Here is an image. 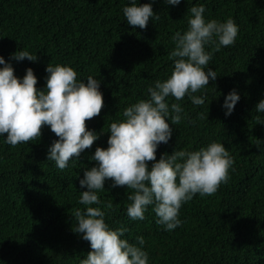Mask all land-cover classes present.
Returning <instances> with one entry per match:
<instances>
[{
	"label": "trees",
	"instance_id": "trees-1",
	"mask_svg": "<svg viewBox=\"0 0 264 264\" xmlns=\"http://www.w3.org/2000/svg\"><path fill=\"white\" fill-rule=\"evenodd\" d=\"M128 3L0 0V56L17 77L30 67L43 90L49 63L70 65L78 78L100 80L104 99L100 114L85 122L99 138L64 170L47 160L49 147L59 139L48 126L40 137L15 147L0 137V264H80L87 257L90 242L73 230L75 210L85 207L78 203L87 190L79 180L96 165L90 159L96 148L108 147V125L122 119L125 107L147 99L149 85L171 74V37L187 29L188 9L199 3L206 6V19H234L239 34L209 62L218 76L195 94H206L205 103L196 106L187 96L179 102L187 117L170 123L172 137L156 155L158 160L176 148L198 150L220 142L234 157L231 179L214 195L197 194L184 204L183 224L173 231L155 222L151 206L145 220H131L126 209L132 190L126 186L112 187L108 179L99 195L112 203L106 209L110 227H126L124 238L132 243L144 237L149 264H264V114L255 111L264 99V0H181L178 6L154 0L153 11L161 19L150 18L144 29L126 22L122 9ZM20 50L36 54L37 61L12 59ZM232 90L240 100L226 116L222 105Z\"/></svg>",
	"mask_w": 264,
	"mask_h": 264
},
{
	"label": "clouds",
	"instance_id": "clouds-1",
	"mask_svg": "<svg viewBox=\"0 0 264 264\" xmlns=\"http://www.w3.org/2000/svg\"><path fill=\"white\" fill-rule=\"evenodd\" d=\"M153 3L154 0L145 4L129 0L122 9L126 22L144 29L150 18L160 20V15L153 11ZM165 3L178 6L181 0H165ZM205 12L203 3L188 9L187 29L171 37L174 43L168 57L173 62L171 74L149 85L147 99H139L124 108L122 119L108 125V147H97L90 157L96 165L85 169L79 180L80 187L87 190L81 192L78 203L85 207L74 212L77 223L73 230L82 233L92 249L80 264H149L143 236L132 243L124 238L126 227L113 229L106 222V209L112 203L105 204L99 195L105 190L106 180H112V187L126 186L132 190L127 195L131 203L126 209L131 220H145L151 206L155 222L164 231H173L183 224L180 209L184 204L197 194L214 195L231 179L234 157L220 142H210L198 150L176 148L171 155L164 153L158 160L156 155L159 145L167 144L172 137L170 123L178 125L187 117L179 102L187 96L196 106L205 103L206 94H195L218 76L209 67L213 54L234 45L238 37L239 26L234 19H206ZM11 58L33 62L38 59L28 50L17 51ZM0 65H3L0 67V137H4V143L15 147L35 140L41 136L42 127L48 126L59 139L49 147L47 160L64 170L73 157L78 158L99 138L98 133L86 128L85 122L99 115L103 107L100 80L92 75L80 79L72 66L49 63L46 87L40 90L32 68L19 78L3 56ZM239 100L235 90L227 94L222 105L226 116L232 114ZM255 111L264 114V99L257 103Z\"/></svg>",
	"mask_w": 264,
	"mask_h": 264
}]
</instances>
